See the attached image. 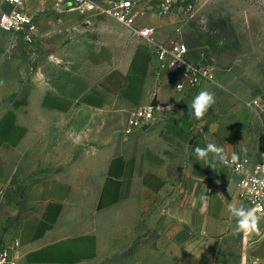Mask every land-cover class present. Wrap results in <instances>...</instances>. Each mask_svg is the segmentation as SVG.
<instances>
[{"label":"crops","instance_id":"0c3cea01","mask_svg":"<svg viewBox=\"0 0 264 264\" xmlns=\"http://www.w3.org/2000/svg\"><path fill=\"white\" fill-rule=\"evenodd\" d=\"M153 21L160 27V39L173 34L166 15ZM111 36L115 37L109 35L108 44L101 46L92 39L68 41L64 49L71 51L60 52L65 55L59 58L62 63L46 65L41 59L30 74L27 103L8 106L0 114V224L10 217L17 220L8 244L19 242L22 264H102L118 254V242L131 244L138 235L143 204L159 177L156 166L162 154L157 151L156 136L160 135L137 131L108 141L104 136L117 127L121 108L166 102L150 46L138 38L124 42L131 49L130 57L118 59L116 37ZM86 64L96 67V73L102 69L92 87H86ZM58 71L65 78L60 87ZM20 80V74L6 78L0 69V100L17 94L19 85L14 82ZM156 124V129L167 127L174 133L177 129L170 121ZM54 130L67 138L53 143ZM66 143L80 150L60 153L61 164L54 166L52 150ZM42 144L43 155L37 153ZM27 155L34 166L24 169ZM36 173L40 179L31 182ZM15 175L20 181L9 186ZM214 180L206 184L209 199L199 212L192 205L189 217L194 231L192 226L200 217L202 233L208 237L223 235L234 224L227 211V188L223 181ZM11 187L9 199L6 193ZM260 227L264 231V220ZM244 241L247 245L249 237L244 236ZM244 253L252 264H264V240Z\"/></svg>","mask_w":264,"mask_h":264},{"label":"rangeland","instance_id":"374dc122","mask_svg":"<svg viewBox=\"0 0 264 264\" xmlns=\"http://www.w3.org/2000/svg\"><path fill=\"white\" fill-rule=\"evenodd\" d=\"M194 1L196 17L192 21L180 25L179 16L167 14L168 26L174 35L177 34L176 28L181 27V35L188 43L192 57L200 59L211 54L215 60L214 79L197 87L187 86L178 90L176 85L180 77L159 71L163 85L161 93L166 103L157 104L154 121H170L177 129L175 133L167 127L156 129L158 123H155L148 131H142L143 134L156 131L160 135L156 136L157 151L162 154V161L156 166L158 181L143 204L144 214L132 245L125 240L118 242V254L107 258L102 264H252L244 252H252L259 245L257 237H249L246 245L243 233L234 234V216V224L225 234L210 237L202 233L199 216L197 226H192L196 231L190 228L189 217L194 210L192 205L197 206L198 212L204 206L205 202L200 197L202 194L208 196L206 184L213 179L224 182L228 207L230 204L246 207L238 185V175L226 164L215 162L216 167L211 168L198 160L194 153L196 147L216 144L225 149L228 158L235 154L237 159L248 165L264 156V0ZM26 2L31 12L41 15L38 45L33 48L25 44L17 33L0 29V69L6 78L13 74H20L21 77L20 81L14 82L19 85V92L0 100V114L8 106H24L27 103L30 74L41 59L46 65L49 62L62 63L59 58L65 55L60 52L65 50L64 45L68 41L77 43L92 39L101 46L108 44L109 35H114L116 38H111L116 39L118 59L130 57L131 49L124 42L138 41L124 25L108 15L62 12L50 4L43 5L40 0ZM155 17L158 18L153 15L149 4L143 18H148V22L154 25ZM120 28L125 29L128 35ZM70 51L65 50V54ZM95 69L94 66L85 65L86 87L94 86L95 80L101 76L102 69L97 73ZM63 75L58 71V87L65 80ZM204 89L215 94L216 103L202 119L196 120L190 115V105L194 96ZM167 105L173 106L172 111L162 110ZM130 110L121 108L123 115L115 122L117 127L111 130L110 135L105 134L104 141L130 135L125 132ZM66 138L64 132L54 130L52 134L53 143ZM86 147L82 146L84 149ZM79 148L76 150L68 143L54 147L53 165L61 164L60 153L79 151ZM44 149L42 144L37 153L43 155ZM24 162V169L34 166V161L28 155ZM36 164L39 165V162ZM38 179L40 177L36 173L31 182ZM19 181V176L15 175L8 185H16ZM12 189L6 193L9 199ZM25 196L23 190L22 200H25ZM16 225L17 220L12 217L6 224H0V244H8Z\"/></svg>","mask_w":264,"mask_h":264},{"label":"built area","instance_id":"2783aa9c","mask_svg":"<svg viewBox=\"0 0 264 264\" xmlns=\"http://www.w3.org/2000/svg\"><path fill=\"white\" fill-rule=\"evenodd\" d=\"M27 0H0V29L17 33L23 42L31 47L38 45L41 15L31 12ZM54 9L66 12H84L95 15H108L128 28L131 34L150 46L152 62L157 71H167L178 75L184 87H197L214 79L215 60L211 54L206 58L192 57L191 49L182 37L181 27L176 35L159 38V27L148 22L145 16L147 6L152 7L153 15L162 17L176 14L178 23L185 24L196 17L194 0H40ZM149 2H153L149 3ZM153 5V6H152ZM147 33V34H145ZM176 85V86H177ZM157 104L137 106L130 110L125 127L127 134L148 131L155 125ZM149 126L144 129L145 126ZM238 175V185L246 207L260 206L258 214H264V188L259 181L264 180V156L253 164L236 159L226 164ZM18 241L0 244V261L3 264H22L17 255ZM6 254V255H5Z\"/></svg>","mask_w":264,"mask_h":264},{"label":"clouds","instance_id":"9594fccd","mask_svg":"<svg viewBox=\"0 0 264 264\" xmlns=\"http://www.w3.org/2000/svg\"><path fill=\"white\" fill-rule=\"evenodd\" d=\"M176 87L182 88L183 85L178 84ZM215 103L216 98L213 92L206 89L200 90L192 99L190 105V115L196 120H200ZM172 109V105H167L166 108H162V110L165 111H172ZM194 153L198 160L208 164L211 168L216 167L215 162L223 164L229 163L228 154L225 152V149L213 143H208L206 147H196L194 149ZM210 154L211 160L209 159ZM236 159L237 157L233 154L231 160L235 161ZM258 183L261 185V188H264V180L259 181ZM208 199L209 196L206 194H202L200 197L202 202H206ZM259 207V205L256 207H236L232 204L229 205L228 211L236 218V225L233 229L234 234L243 233L246 238L257 237L260 240H264V231H262L260 227L261 220H264V215L258 214ZM0 264H3V261H0Z\"/></svg>","mask_w":264,"mask_h":264},{"label":"water","instance_id":"95a60500","mask_svg":"<svg viewBox=\"0 0 264 264\" xmlns=\"http://www.w3.org/2000/svg\"><path fill=\"white\" fill-rule=\"evenodd\" d=\"M153 104L156 105L157 103H156V102H155V103L153 102ZM148 127H149V126L147 125V126L144 127V129H146V128H148Z\"/></svg>","mask_w":264,"mask_h":264}]
</instances>
